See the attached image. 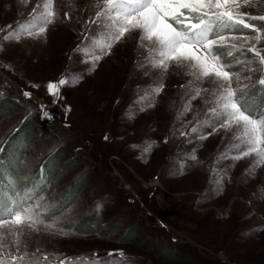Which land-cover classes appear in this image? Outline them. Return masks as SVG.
<instances>
[{"label": "rangeland", "instance_id": "obj_1", "mask_svg": "<svg viewBox=\"0 0 264 264\" xmlns=\"http://www.w3.org/2000/svg\"><path fill=\"white\" fill-rule=\"evenodd\" d=\"M32 2L21 6L20 0H0V28L27 23ZM77 42L67 21L49 26L43 42L4 41L0 33L6 46L0 52V139L9 141L8 163L23 175L25 157L47 153L59 141L58 152L48 157L50 179L61 185L75 182L73 192L78 188L82 199L95 190L106 201L98 216L85 207L75 225L63 224L71 235L41 233L37 239L34 234L33 247L38 243L50 260L72 257L70 264L105 259L113 264H264V168L250 178L242 158L218 191L221 169L230 163L216 161L219 137H207L194 162V144L172 135L175 108L170 105L180 103L173 85L182 78H168L167 95L162 92L146 107L141 97L152 82L134 68L138 57L131 45L102 58L90 72V62L72 52ZM234 56L244 59L238 52ZM8 63L15 71L5 67ZM78 76L83 79L73 83ZM61 78L68 83L58 85L54 98L47 84ZM22 90L32 97H23ZM41 105H47L51 120L42 117ZM24 117L21 130L8 135ZM35 171L21 188L37 179ZM87 220L94 222L87 225ZM110 250L125 255L109 257Z\"/></svg>", "mask_w": 264, "mask_h": 264}, {"label": "snow or ice", "instance_id": "obj_2", "mask_svg": "<svg viewBox=\"0 0 264 264\" xmlns=\"http://www.w3.org/2000/svg\"><path fill=\"white\" fill-rule=\"evenodd\" d=\"M29 3L20 0L21 6ZM28 16V22L16 28L11 24L0 28L3 40L43 42L49 26L67 21L78 40L72 52L90 62V72L102 58L131 45L138 57L134 68L152 82L151 90L141 97L147 101L146 107H152L162 92L167 95L168 78H182V83L173 85L179 89L180 103L170 105L175 108L172 135L194 144V162L202 142L219 137L216 161L230 163L221 169L218 191L242 158L250 178L264 168V0H86L82 4L77 0H33ZM4 51L6 46L0 44V52ZM237 52L243 60L234 56ZM5 67L15 71L11 63ZM81 79L83 76L75 77L73 83ZM66 83L61 78L58 84L48 83L47 90L58 97V85ZM29 86L39 87L31 82ZM21 95L31 98L32 92L22 90ZM41 114L53 118L47 105H41ZM26 119L12 125L8 135L18 133ZM155 143L151 141L144 151ZM7 144V136L0 139V264H70L72 257L50 260L51 254L38 243L33 247L34 234L37 239L41 233L71 235L72 230L62 225H75L81 208L98 216L106 202L103 193L94 190L85 200L78 188L73 192L75 182L61 185L50 179L52 161L48 157L58 152L59 141L47 153L25 157L23 175L8 163ZM34 171L37 179L21 188ZM114 252L125 255L122 250H110L107 255ZM96 264L113 261L97 260Z\"/></svg>", "mask_w": 264, "mask_h": 264}, {"label": "trees", "instance_id": "obj_3", "mask_svg": "<svg viewBox=\"0 0 264 264\" xmlns=\"http://www.w3.org/2000/svg\"><path fill=\"white\" fill-rule=\"evenodd\" d=\"M255 98V97H254ZM258 98L256 97V99L255 100H257ZM30 125V124H29ZM31 126H28L27 128H26V130H25V133H30V131H31V128H30ZM29 145L31 144V139H29ZM88 221V220H87ZM93 222H94V220H92V222L91 221H88V223H87V225H91V224H93Z\"/></svg>", "mask_w": 264, "mask_h": 264}, {"label": "crops", "instance_id": "obj_4", "mask_svg": "<svg viewBox=\"0 0 264 264\" xmlns=\"http://www.w3.org/2000/svg\"><path fill=\"white\" fill-rule=\"evenodd\" d=\"M7 152V151H6Z\"/></svg>", "mask_w": 264, "mask_h": 264}]
</instances>
